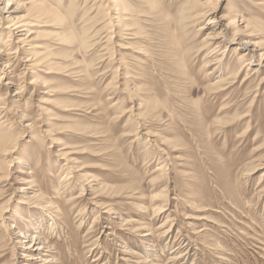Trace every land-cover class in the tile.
<instances>
[{
	"label": "rangeland",
	"instance_id": "1",
	"mask_svg": "<svg viewBox=\"0 0 264 264\" xmlns=\"http://www.w3.org/2000/svg\"><path fill=\"white\" fill-rule=\"evenodd\" d=\"M51 1L34 46L46 63L20 62L22 88L7 95L16 110L4 131L15 149L0 156V264H42L22 258L36 253L14 247L13 225L39 228L57 264H148L155 251L149 264H264V167L247 172L264 156V68L241 72L223 95H211L216 79L204 68L203 50L211 16L199 17L196 0H128L137 25L112 41L115 29L100 0ZM217 7L219 19L236 16L241 27L251 21L255 37L245 38L264 52V0H219ZM8 26L1 25L4 50ZM236 48L226 52L223 75L239 73ZM25 102L30 110L18 108ZM237 111L250 116L226 124ZM139 126L171 164V205L163 215L156 208L166 199L155 201L165 187L161 161L128 137ZM72 174L78 180L66 186ZM82 184L91 188L76 199Z\"/></svg>",
	"mask_w": 264,
	"mask_h": 264
},
{
	"label": "bare ground",
	"instance_id": "2",
	"mask_svg": "<svg viewBox=\"0 0 264 264\" xmlns=\"http://www.w3.org/2000/svg\"><path fill=\"white\" fill-rule=\"evenodd\" d=\"M48 1H51V0H0V29H1L2 24L4 25L5 23H8V25H9L8 27H6V30H8L7 31L8 33H6L7 34V36H6L7 41L4 43L5 44L4 47H6V50H4V48H2V47L0 48V74H2V76L0 77V89H1L0 90V116H2V118L7 119V120H4L0 124V130L4 132V133L0 134V156L8 155L13 149H15L12 146L14 143L12 141L13 138L10 135H8L7 132L5 133V131H4L7 128V125H4V124L10 121V119H9L10 115L15 116L14 111L16 109H14V107L12 106V104L14 102L11 99L7 100V95L10 92V88L13 86L15 87V85L16 86L18 85V90L22 88L20 83L17 84V82H18L16 80L17 75H15L16 70H18V68L20 66V62L26 63L25 65L28 64L27 62H33L32 66H34V64H37L38 66H41V65L44 66V63H46L45 58H43V56L40 55L39 51H37L35 49L36 47H34V46H36L35 45L36 40H38V38L36 37V35L38 34L37 29L43 28V27H40V23L41 24L42 23H48L47 19H49V17L52 14V10L50 9L51 3L48 4ZM55 1L56 0H54V2ZM91 1H94V0H89V2H91ZM196 1L199 3L197 6L200 7V9H202L200 11L199 17L202 18V17H206L208 15L211 16L208 19V23L206 24V28H205L207 30H212V33H208L206 38L204 39V47H203L204 49L203 50H205V51L208 50L207 56L209 58V61L206 62L204 68L212 69L211 71L209 70L207 72L210 73L209 75H211V78H214V80L216 79V81H214L213 85H211L209 87V92L211 95L216 97L220 94L223 95V93L226 92L227 89H230L231 87H233L237 82V78L239 79L241 77L240 76L241 72H245L246 70H247L246 71L247 73L252 71V70H253V72H259L258 68H264V52L259 54V52L261 50L260 49L261 43L253 42L252 40L245 38V37H248V38H252V37L254 38L255 37V35H253L252 34L253 32L251 31L252 30L251 28H253L251 21H244V22H246L245 27H241V25L237 26L238 21H237L236 16L233 17L230 15H227L223 19L218 18V16H217V8L218 7L217 6L219 4V0H215V1L205 0V2H203L204 0H196ZM54 2H52V3H54ZM100 2H102V5L103 4L106 5L105 6V16H107L109 18L108 20H110V22L112 23V27L116 30V31L115 30L111 31V35L109 36V41L113 40L114 34H116V36H117V34L119 36H122V35L124 36V34H123L124 31L130 30L132 32L134 30V29L132 30V28L137 25V22H136L137 20L134 19L136 17L133 14L132 9L129 8L130 5H129L128 0H100ZM215 2L217 3L216 7L214 6ZM234 9H236V7L232 6V8L228 11L229 14H233ZM58 10H60V8ZM92 12H93V9H92L91 13ZM127 17H129V18H127ZM224 20H227L228 22L226 25H224L223 28H221L220 25H222ZM53 22H54V20H53ZM60 22L61 21L59 19L56 20L57 24ZM128 22H130V24ZM217 27H219L220 30L218 31V33L215 34V32L213 30H215L214 28H217ZM201 29H203V28H201ZM0 32H1V34H0V38H1V36H3L5 34V32L3 31V29H1ZM229 33H230V36H229ZM124 37H123V39H124ZM228 43H232V46L235 44L238 48V49L236 48V50L241 51L240 55H238V57H239L238 62L240 64L239 73L237 72L236 76H232V77H231V75H228L229 73H227L226 75H223V72L225 70L223 68V64H224L223 60L225 59L226 52H227L228 48L231 49V47H232L231 45L229 47ZM26 46H30L31 49L27 50ZM117 46L119 47V45H115V47H117ZM203 50H201V51H203ZM112 58H114V56H112ZM253 64H256L257 67H255ZM35 67H37V66H35ZM118 69L119 68H117V70ZM30 70L31 69H29V71ZM118 79H119V75H116L115 77H113V82L111 84H109V86L117 83ZM230 79H234V80H230ZM249 80H250V78L247 77L246 79H244L243 82H245V84H247L249 82ZM36 82L40 83L41 80L36 79V81H34V82L32 81L29 84L34 85ZM260 86H262V87L264 86V76L262 77V81L260 83ZM114 88L116 89L119 87L115 85ZM2 91H6V97H4V98L2 97L4 95ZM17 91H15V94L12 95L13 97L19 96L20 93ZM32 94H34V93H32ZM19 98H20V96H19ZM31 98L32 97H30V99ZM28 105H29L28 102H25L24 106H22V107L18 106V108H23V111L24 110L27 111V110H30V108H27ZM236 109H237V107H236ZM23 111L21 112L20 117L22 119H26L27 117H29V115L24 113ZM235 112H236V110H235ZM249 116L250 115L247 113L240 115L237 111L236 115H234V117H231L232 119H230L231 120L230 122H227L228 121V119H227L226 124H231V123L233 124L234 122L240 121V120L242 121L243 119H245ZM34 126H35L34 124L30 125V127H32V128ZM139 129H140V126L136 127V128L134 127L133 131H131V133H133V134H129L128 137H130V138L135 137L137 143H139V144L142 143L145 146L144 148H146L147 150H151L150 156H154L157 158V160L159 159V161H161L160 167L157 170L159 172V177L162 178L163 180H165V187L162 191V194L159 193V196H156L157 198L155 199V201L161 202L160 200L166 199V202L162 203L160 206H158L156 208L157 214L163 215L164 212H166V211L168 212V207H169V205H171L169 203V198H168L169 189L171 187V180L169 178L168 171H170L171 164L168 162V160L162 161L163 157L165 156V150H161V148H157V146L154 143H151L152 142L151 138L154 137L153 134L149 131H146V130H145L146 132L142 133ZM248 132H249V127H247L246 130L244 131V133H243L244 136H246V134H248ZM257 139H258V136L256 137V140ZM14 141H16V140H14ZM152 145H154V147ZM262 145H259V147L255 150L256 153H259L261 150H263ZM155 149L157 150L156 152L154 151ZM65 156H66L65 154H63V156L61 155V157H65ZM258 162H259L258 165L251 164L252 163L251 162L249 164V166L251 168L247 172H255V171L259 170L260 168H263L264 167V156H262L258 160ZM251 165H253V166H251ZM27 175H29V174H27ZM247 175L249 176V174H247ZM72 179H77L75 174L68 175L66 186H69L71 184ZM21 180H23V182L26 184L29 183V181H27V178H21ZM88 187L91 188V186H89L87 184H82V186H79V188H81L80 189L81 191L79 193V196L76 199H82V198L86 197L87 196L86 192L88 190ZM20 189H21V191H19V192H22V193H24V191L28 190L25 188H20ZM27 194H28V192H25L26 196H27ZM49 209H50V207H49ZM52 209H50L51 212H52ZM110 211H111V209L109 211H105V213L111 215L112 212L110 213ZM51 215L48 216V218H50V220H51V222H50L51 227L50 228L52 231V227L54 226L53 230L55 232V229H56L55 225L57 223H56V220L53 218V215L52 216ZM100 217L101 216H98V218H100ZM188 218H186V219H188ZM1 220H3V223H4L5 219L3 217ZM194 220H195V218H194ZM196 220H203V217H200L199 219L196 218ZM94 223H97V221H95ZM41 225L42 224L40 223V226ZM31 227H33V226H31ZM31 227L28 226L26 229L27 231L24 232L20 228H17L16 226L13 225L11 230L19 231L18 237H17V239H19V241L14 242V240H13L14 247L21 245L22 248H24L28 252L33 251L36 253V257H31L33 254L27 255L25 253H22V256H23L22 258H24V259H25V257L29 258V259H27V261L32 260L33 258H36L34 260H37V262H40L42 264H57L58 261L50 253H47L50 250L49 249L50 246H48V243H46V240L41 236V233L38 231L39 228H34L33 230H30ZM41 228L42 227H40V229ZM201 232H203V231H201ZM167 234H168V232H167ZM193 234H195V233H193ZM164 237H166V235ZM179 246H180V244H179ZM155 250H158V249H155ZM156 252L157 251H155V253H153L152 255L149 256L148 261H147L148 264L150 262L155 263L154 261L157 259ZM186 252H188V251H186ZM134 254L136 255V253H134ZM172 254H173V252H172ZM185 256H186V254H185ZM188 256H189V254H188ZM180 258L182 259V256L174 257L171 259L174 260L176 263V261L179 260ZM14 261H16V259Z\"/></svg>",
	"mask_w": 264,
	"mask_h": 264
}]
</instances>
